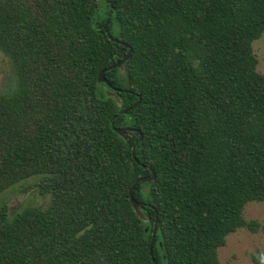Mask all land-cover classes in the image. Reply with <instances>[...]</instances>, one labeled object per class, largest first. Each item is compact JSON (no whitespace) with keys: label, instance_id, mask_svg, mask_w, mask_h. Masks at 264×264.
<instances>
[{"label":"trees","instance_id":"trees-1","mask_svg":"<svg viewBox=\"0 0 264 264\" xmlns=\"http://www.w3.org/2000/svg\"><path fill=\"white\" fill-rule=\"evenodd\" d=\"M263 34L264 0H0V197L33 177L51 197L0 207V264H221L261 226Z\"/></svg>","mask_w":264,"mask_h":264},{"label":"rangeland","instance_id":"rangeland-1","mask_svg":"<svg viewBox=\"0 0 264 264\" xmlns=\"http://www.w3.org/2000/svg\"><path fill=\"white\" fill-rule=\"evenodd\" d=\"M101 6L106 0H98ZM258 57L257 71L264 75V34L253 43ZM16 84V75L12 62L0 50V93H5ZM119 98V97H118ZM121 106L122 100H117ZM40 179L33 177L24 181L0 197V207L6 205L10 216H14L28 205L46 207L51 197L42 194L39 188ZM245 218L260 223L258 231L241 228L227 237L226 245L219 249L221 264H257L256 259L264 264V202H251L245 208Z\"/></svg>","mask_w":264,"mask_h":264},{"label":"water","instance_id":"water-1","mask_svg":"<svg viewBox=\"0 0 264 264\" xmlns=\"http://www.w3.org/2000/svg\"><path fill=\"white\" fill-rule=\"evenodd\" d=\"M111 6H113V1L111 2ZM113 39V37H111ZM114 41H117L116 39H113ZM131 57V52H129V54L123 59L121 60L119 63H117L116 65H114L113 67H111L110 69H116L118 67L121 68V70H123V64L128 61ZM109 69H105V70H102L99 74V78H98V83L101 84V83H105V84H108V86H111L109 83H108V79L106 78V73ZM112 96H114L116 98V100H118L119 98L117 97V95L115 94H111ZM140 100L135 104L133 105L130 109L133 110V109H136L139 105H140ZM130 110H125V114H128ZM116 132L124 139H127V136H126V133L129 132V129L128 128H118L116 129ZM143 140V136L141 135L140 136V139H139V142L136 143V145L133 147V154L135 153V150H136V147L137 145H139V143ZM137 163H139V161L136 159ZM156 180V172L151 169V176H148V177H145V178H140L139 180H137L134 184V186L132 187L131 191H130V200H131V203L133 205V208L136 212V214L139 216L140 219L144 220L145 222H147V218L145 216V213L142 209V206H143V203L136 200L133 196V192L136 188L137 185H139L140 183L142 184H146V183H149V184H152L154 181ZM147 187L144 189L145 192H147ZM158 230H159V220L158 218L156 219V222L154 224V230H153V235H152V242H151V249H150V254L152 255V251H153V246H154V243H155V239H156V236L158 234ZM153 263L154 264H159L154 258H153Z\"/></svg>","mask_w":264,"mask_h":264}]
</instances>
